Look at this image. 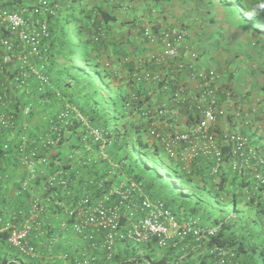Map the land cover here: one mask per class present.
I'll return each instance as SVG.
<instances>
[{
	"label": "trees",
	"instance_id": "1",
	"mask_svg": "<svg viewBox=\"0 0 264 264\" xmlns=\"http://www.w3.org/2000/svg\"><path fill=\"white\" fill-rule=\"evenodd\" d=\"M6 1L26 8V17L37 2ZM74 1L46 0L52 11L55 8V12L52 14L50 10L42 9L41 14L35 15L36 21L46 23L48 31L47 36L40 39L39 50L29 53L30 48L23 47L21 53L26 55L28 62L14 63L13 60L0 64V115L5 113L11 116L10 122L14 124L0 125V214L6 203L12 204L11 210L21 208L25 216L29 210L25 203L17 202L16 195H8V184L14 186L16 191H21V181L29 173V169L21 163L20 155L27 154V150L37 145L30 144L23 154L15 150V139L21 133L28 135L29 130L26 123L22 122L20 110L27 104L36 105L38 114L48 121L44 132L28 135L35 138L49 133L59 112L58 106L68 99L76 110L101 129L102 136L106 138L109 159L93 158L92 153L97 155L102 143L100 141L92 145L91 153H77L72 159L62 158L63 149L57 150L46 171L56 168L66 170L71 194L66 196L61 190L53 188L39 191L40 203L45 206V212L49 211L54 218H73L65 212L71 203L83 197L84 192L91 195L92 199L102 197L110 185L122 180V176L127 178L126 182L134 181L139 185L140 195L135 196L138 199L148 198L152 203L167 208L179 219L196 220L199 226L217 230L213 235H207L204 241L192 240V236L188 235L177 248L169 246L166 250H160L152 239L144 246L147 250L144 254L135 253L143 245L137 248L130 241L120 239L118 247L124 244L127 249L115 254L117 264H170L169 259H173L176 254L172 264H217L216 253L219 248L226 250L224 258L232 264H264V175L263 181L255 177L259 170L249 167L253 163L249 166L238 163L236 171L229 168L233 159L229 137L232 132L221 129L218 121L206 129H197L203 105H210L211 99H214V103L217 100L214 93H209L212 86L204 84L199 92L197 90V100L204 97L201 105L197 104L199 100L190 98L183 101L175 99L174 102L172 97L167 96L173 89L169 76L170 72L176 75L184 73L177 68L179 59L175 58L162 67L148 62L137 66L133 55H129L130 48L121 47L110 37V33L115 30V22L123 26L136 23L130 12L120 11L127 8L121 4V1L126 0H78L74 13L68 17L67 10L72 8ZM149 1L156 5L160 2ZM201 1L212 12L210 22L216 21L227 29L238 24L247 30L264 34V0ZM154 29L157 30V27ZM4 52L0 44V60ZM42 56L53 63L51 70H55L54 76L48 79L50 84L47 87L46 82L40 81L29 70V65H34L40 74L49 76L48 72L43 73L42 66L31 61ZM123 58L129 60L124 62ZM156 73L159 75L153 79ZM20 81H24L25 88L19 87ZM164 86L167 88L163 90ZM57 91L60 96L56 95ZM215 93L217 95L218 92ZM34 113L35 109L29 115ZM48 113L50 116L47 117ZM74 123L77 127V123ZM70 128L71 133L65 137L67 142L74 137V127ZM11 131H14L13 136ZM185 132L190 133L189 141L175 140L168 144L170 137L167 133ZM211 132L221 140L219 143L227 141V144L223 142L225 145L219 146L218 157L213 151L196 148L206 135H212ZM5 142L10 145L4 151L2 144ZM81 147L80 143L70 144V148L78 149L77 152H82ZM42 148L43 145L38 144V152ZM189 151L190 157L187 158L185 154ZM88 156L92 158L90 162L86 160ZM111 161L118 163V167L114 168ZM14 168H21L20 181L11 172ZM42 180L43 177L37 176L31 180L30 188L36 191V184L42 183ZM18 194L23 195L27 203L32 198L28 190ZM57 201L61 202L56 204ZM229 204L232 209L228 213L225 207ZM85 233L88 234L87 231ZM101 235L102 232L95 234L98 244H101ZM12 250L18 253V250L7 244L3 234L0 237V264H29L21 258L8 260L9 256L3 253ZM156 251H161V256H156ZM42 252H39L41 261L51 258L48 264H60L62 259L45 256L46 253ZM14 256L12 252L10 258ZM97 263L94 261L93 264Z\"/></svg>",
	"mask_w": 264,
	"mask_h": 264
},
{
	"label": "built area",
	"instance_id": "2",
	"mask_svg": "<svg viewBox=\"0 0 264 264\" xmlns=\"http://www.w3.org/2000/svg\"><path fill=\"white\" fill-rule=\"evenodd\" d=\"M6 2V0H0V44L6 51L1 56L0 64L12 62L14 58L25 63L27 57L22 55V53L20 55L16 54L17 46L19 44L22 47L28 46L30 48L29 53L37 52L40 47V39L47 36L48 31L46 23L36 21L35 15L41 14L42 9L50 10V13H54V10L52 11L46 0H37L29 11L28 17H26L27 13L25 11H28L26 8H20L19 6L10 8L5 6ZM46 4L47 7H45ZM183 36L182 31L168 30L165 33V53L168 55L176 54L175 46L183 40ZM29 70L31 74H36L40 81L48 83L47 78L39 74L34 65H29ZM22 75H26V73ZM19 87H26L24 81H20ZM0 99H2L1 95ZM198 100L200 101V99ZM210 102V105L202 108L201 121L197 129L208 128L216 119L217 107L214 99H211ZM30 110V105L23 107V113L26 115ZM10 120L11 116L5 113L0 115V125L9 126L12 124L14 126ZM74 122L77 123V127ZM71 126L74 127L73 135L76 142L81 144L80 150H84V153L83 151L77 152L78 149H74L67 154L70 159L74 158L77 153H91L92 145L103 141L101 129L92 124L89 121V117L69 105L61 107L48 134L31 138L27 134L21 133L15 139V150L21 154L26 151L30 144H37L27 150V154L20 155L21 163L29 169V173L21 181V191L28 190L33 193L29 184L31 180L41 176L43 180L42 183L36 184L37 192L53 188L61 190L66 196L71 194L68 185V172L66 170L56 168L46 171V167L50 166L55 152L63 147L65 140L61 141V139L62 137L64 139L63 135L65 132H71ZM229 137L234 159L231 163L232 169L236 171L238 163L242 166H249L250 163H253L249 167L257 168L259 172L255 173V177L263 181L264 157L259 154V151L254 146L248 144L247 140L242 136L231 134ZM175 140L189 141L190 133H174L170 137L168 144ZM38 144L40 146L43 145L41 152L37 150ZM2 145V150L9 149L10 144L8 142ZM219 154V151L216 150L215 155L219 156ZM98 155L101 158L106 157L103 146L99 147ZM91 159L88 156L86 160L90 162ZM38 165L40 168H38ZM111 171H109L108 175L111 174ZM99 186H101V182H99ZM137 190L138 184L136 182L121 180L118 184L110 185L108 192L102 197L92 199L91 195L84 192L82 194L83 197L77 199L74 204L71 203L66 208L65 212L69 216H73V218L61 220L59 223L60 229L70 230L73 234L82 236L88 243L87 249L81 251V257L73 264H93L94 261L100 264H115L113 259L118 252V241L120 239L128 240L135 244H147L154 239L156 245L161 248H168L169 246L177 248L188 235H191L193 240L204 241L207 235H213L216 232V228L201 227L195 222L177 220L161 204L152 203L148 198L138 199L135 197ZM19 192L17 191V193ZM60 202L57 201L56 204ZM28 204L29 211L26 216L21 208L9 210L6 217L0 216V233L6 234V242L10 247L18 250L23 256L33 257L37 251L32 244V235L37 227L35 226L36 222L32 218H36L35 215L45 212V206L41 205L40 196L37 197L35 194L28 201ZM19 218L22 220H18ZM86 231L88 234L85 233ZM98 232H102L101 244H98L95 240V234ZM55 241L56 238H51L49 247L55 244ZM225 254L226 250L219 248L216 253L217 264H232L231 261L224 258ZM66 256L67 254L62 255L63 258Z\"/></svg>",
	"mask_w": 264,
	"mask_h": 264
},
{
	"label": "crops",
	"instance_id": "3",
	"mask_svg": "<svg viewBox=\"0 0 264 264\" xmlns=\"http://www.w3.org/2000/svg\"><path fill=\"white\" fill-rule=\"evenodd\" d=\"M210 16L211 14L199 0H160L158 19L156 20L164 24H175L186 27L189 32L190 42L198 50L199 54H201L203 64L217 69L221 73V83H226V87H232L240 97L243 95L241 101L246 105L248 103L249 93L264 92L260 90H264V43L261 44L260 41L256 42L257 40L252 38L250 32H244L240 28L233 27L227 29L220 26L216 21L210 23L208 21ZM124 26H127L128 29L133 27V25ZM119 30L121 31L122 28L120 27ZM115 39L113 42L118 41H115ZM121 40L126 44L130 43L127 37L125 39L121 38ZM219 43L222 48H219ZM22 48V46H17L15 50L17 55H20L19 52L23 51ZM31 61L42 66L43 73L48 72L49 77L54 76L55 70H51L54 65L45 56L33 58ZM16 62H19V60L16 59L14 63ZM244 96H246V99ZM262 108L264 110V107ZM261 117L264 120V115ZM219 126L221 128L225 127L222 123H219ZM234 126L239 127L240 130H246L252 125L250 123L236 121ZM260 143L264 145V131L261 134ZM66 151V149H63L62 152L66 154ZM61 160L63 161V159ZM113 167L117 166L113 165ZM11 172L19 180V175L22 174L21 168H14V171L11 169ZM120 177L122 180L127 179L122 176ZM31 190L33 191V193L29 191L31 196L35 194V196L39 197V192L34 191V189ZM19 193L22 194V191ZM8 195H16L18 197L16 198L18 199L17 202L20 204L25 203L26 207L29 208L26 198L23 195H19L11 184H8ZM11 207L12 204L6 203L4 209H1L2 214L0 216L6 217ZM44 213L37 214L35 215L36 218H32L36 222L35 226L37 227L32 235V244L36 247V254L33 257H27L14 251L16 257L10 258L12 251H4L3 254L9 256L8 260L10 259L12 261L19 258L24 260L26 258L27 260L25 262L29 264H46V262L48 264V261H52V259L49 257L50 259H47V261H41L40 253L43 251L46 253L44 254L45 256L52 255L57 259H62L60 264H69L71 260L75 263L80 258L81 251L87 249L88 243L81 236L58 227L59 222L64 218H54L49 211ZM46 228L48 229L47 231ZM2 235L0 236L2 237ZM51 238H56V241L55 244L49 247V240ZM126 247L123 244V246H120L119 251L124 252L127 249ZM128 249L129 251L131 250L130 248ZM145 251L147 250L143 246L139 247L135 253L144 254ZM64 254H67L65 258L62 257ZM73 263L71 262V264Z\"/></svg>",
	"mask_w": 264,
	"mask_h": 264
},
{
	"label": "clouds",
	"instance_id": "4",
	"mask_svg": "<svg viewBox=\"0 0 264 264\" xmlns=\"http://www.w3.org/2000/svg\"><path fill=\"white\" fill-rule=\"evenodd\" d=\"M199 2L204 6L205 9H207V11L210 14H212V12H210V8L206 7L204 5V2H202L201 0H199ZM121 4L127 8L120 9V11L130 12L133 15V18L136 21V23L133 25L131 29H128L127 26H123L121 23L115 22L113 24L115 30H113L110 33L111 39L114 40L116 38L115 41L118 40L116 43L121 44V47L128 46V48H130L131 52H129V55L130 56L133 55V58L135 59L137 66H141L145 62H148L150 64L153 63L156 66L162 67V66H167L175 58H178L179 61L177 62V68L179 70H182L184 73H182L181 75H176L173 72H170L171 76H169V79L171 81V87H173V89L169 91V94L167 96L172 97V100L174 102H175V99L177 100L180 99L181 101H183L185 100V98H190L196 101L197 90L199 92L202 89L204 84L211 85L212 91L209 93H214V95L217 97V100L215 101V106L217 107V114H216V119L214 123L218 121L217 124L222 123L225 125V127L221 128V129H224L225 132L230 130L232 134L240 135L243 138H245L248 144H251L252 146H254L259 151V154L264 157V145L260 143V137H261L262 132L264 131V120L261 117L262 115H264V110L262 108L264 107V92L249 93L248 103L245 105L241 101V98L243 95L240 97L232 87H226V83H221V73L217 69L203 64L201 54H199L198 50L194 46H192L190 42L189 32L186 27H183L181 25H175V24H164L156 20L158 19L157 15L159 11V3L156 5L154 2L149 1V0H126V1H121ZM5 6H8L10 8L16 7L14 4L11 5L9 2H6ZM53 10L55 12V8ZM237 25H235L234 27L240 28L244 32H247V31L250 32L252 34V38H255L257 40L256 42L260 41L261 44L264 43L263 41L264 34H259L255 31L247 30ZM120 27L122 28L121 31L119 30ZM155 27H157V30L154 29ZM168 30L182 31L184 34L183 40L178 45L175 46L177 52L174 55H168L165 53V50H166L165 33ZM126 37H127V40L130 41V43L126 44L124 41L121 40V38L125 39ZM218 46L219 48L220 47L222 48L220 43L218 44ZM19 54H21V52H19ZM16 59L17 58H14L13 60L15 61ZM112 60L114 62L115 60L114 56ZM122 60L124 62H127L129 59L123 58ZM175 67H176V62H175ZM41 75L45 76L48 81L49 76L44 75V74H41ZM158 75H159L158 73L154 74L153 79H155ZM46 84H47L46 85L47 87L50 84V82L48 81V83ZM166 88L167 87L165 86L162 87L163 90ZM260 90L264 91L262 89ZM215 91L218 92L217 95ZM56 95L60 96L59 91L56 92ZM245 97L246 96H244V98ZM203 98L200 99V101H198L197 104L199 105L203 104L202 103ZM64 100L65 102L59 105L57 110H60L61 107L64 105H69L71 107H74L69 102H67L66 99ZM27 105H30L31 107V110L29 112L31 114V111L35 109V106H31V104H27ZM205 106L206 105H203V107ZM202 108H201V115H202ZM19 113H21L22 116H26V117L30 116L29 113L27 115L23 113V108L20 110ZM39 115L43 118L42 114H39ZM43 121H44V124L48 122L44 118H43ZM236 121H242V123H250L252 126L246 130H242V129L240 130L239 127L234 126ZM22 122H25L26 123L25 125H27V121H22ZM11 133L13 136L14 131H11ZM70 133L67 132L64 135V140H65V137ZM211 133L212 135L207 136L205 140H201L200 141L201 143H198V146H196V148H199L202 151L203 150L213 151L215 154L216 150L219 151L220 149L219 146L225 145L224 143L227 144V141H223L224 143L223 142L219 143L221 140H218V138L215 137L214 132H211ZM173 134L174 133H167L166 135L171 137ZM105 140L106 138L103 137V141L100 144V146H103L104 152L106 153ZM64 144L65 146L62 147L61 149H66V148L69 149L66 151L67 153L65 154V157H67V154L70 151H73L71 149H76V148H70V139H68V142L65 140ZM66 144L68 147L66 146ZM97 152L98 153L96 156L92 153L95 159L101 158L98 155L99 148ZM185 157L187 158L190 157V151L189 153L185 154ZM101 159H109L107 153H106V157L101 158ZM232 160L229 163V168L231 167ZM110 163L112 166L116 165L118 167V163L114 161H111ZM232 171H235V170L232 169ZM262 174L264 175V171ZM136 194L140 195L139 185H138V190L135 192V195ZM176 219L179 221H190L186 219H179L177 217ZM193 222L197 224L196 220H193ZM59 227H60V224H59ZM206 228H214V227H206ZM62 230H65V229H62ZM0 234H4L6 236L5 233H0ZM140 245L145 246L146 244H137L134 246L136 247ZM157 247L160 250H166V248H161L159 246ZM118 251H119V247H118ZM113 261L115 264L118 263L115 259H113Z\"/></svg>",
	"mask_w": 264,
	"mask_h": 264
},
{
	"label": "rangeland",
	"instance_id": "5",
	"mask_svg": "<svg viewBox=\"0 0 264 264\" xmlns=\"http://www.w3.org/2000/svg\"><path fill=\"white\" fill-rule=\"evenodd\" d=\"M77 4H78V0H75L73 3H72V8H69L68 10H67V14H68V17H70V15H72L73 13H74V8L77 6ZM12 93H15V92H12ZM34 99V98H33ZM37 106L35 105V113L33 114V115H31V116H29V117H26V116H22L21 115V113H20V115H21V117H23V121H27V125H26V127L29 129L28 130V135H33V136H35L36 134H41L42 132H44V126H45V124H44V121H43V118L38 114V111H37V108H36ZM48 116H50L49 115V113L47 114V117ZM74 143H76V140L75 139H73V138H71L70 139V144L71 145H74ZM66 150H69L68 148H66ZM71 150H74V149H71ZM83 151V153H84V150H82ZM65 153V152H64ZM62 154V158H64L65 157V154ZM232 208H231V205L229 204V205H227L226 207H225V210L229 213L230 212V210H231ZM131 244H134V245H137V244H135V243H133V242H130ZM12 252H13V254H14V251L12 250ZM156 256H161V251H156ZM176 256H177V254L173 257V259H169V263L170 264H172L171 262H173V260H175L176 259ZM27 259L26 258H24V262L26 261ZM114 263V262H113Z\"/></svg>",
	"mask_w": 264,
	"mask_h": 264
}]
</instances>
